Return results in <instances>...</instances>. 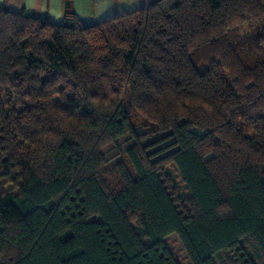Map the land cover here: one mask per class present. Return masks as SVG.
I'll use <instances>...</instances> for the list:
<instances>
[{"label":"trees","instance_id":"16d2710c","mask_svg":"<svg viewBox=\"0 0 264 264\" xmlns=\"http://www.w3.org/2000/svg\"><path fill=\"white\" fill-rule=\"evenodd\" d=\"M171 235L188 264H264V0L94 24L67 4L62 25L1 8L0 264H177Z\"/></svg>","mask_w":264,"mask_h":264},{"label":"crops","instance_id":"0c3cea01","mask_svg":"<svg viewBox=\"0 0 264 264\" xmlns=\"http://www.w3.org/2000/svg\"><path fill=\"white\" fill-rule=\"evenodd\" d=\"M149 0H0V9L10 12L24 11L27 16L47 18L54 25L64 23L67 4L77 19L86 24L109 20L123 12L145 8Z\"/></svg>","mask_w":264,"mask_h":264},{"label":"rangeland","instance_id":"374dc122","mask_svg":"<svg viewBox=\"0 0 264 264\" xmlns=\"http://www.w3.org/2000/svg\"><path fill=\"white\" fill-rule=\"evenodd\" d=\"M71 96H72L71 94L69 93L67 94L68 98H70ZM150 131L151 130H146V131L140 130L139 133L142 134V133H147ZM164 136L165 135L155 136L152 139H150V142L158 141L162 139ZM126 140H128V138L124 137L123 139L117 141L116 145L115 144L108 145L107 147L102 149L101 154L103 155L105 159V170L107 171V173L109 174L112 173L116 164L122 161V153L129 146V143L128 144L125 143ZM170 144L171 142L160 144L155 149H153L150 153H153L159 150H164V148H166ZM168 153L169 152L164 151L162 155L158 156L156 159H159L162 156L167 155ZM162 176H163L164 181L167 184L170 194L175 200L176 205L179 207L180 211L184 214H187L188 212H190L191 209L189 208V205H188L189 194L185 186L181 182L180 176L178 172L176 171V169L171 164H166L163 167ZM165 244L167 248L170 250L177 264H188L185 259V255L181 249V245L179 244V241L175 235L169 236L165 240ZM246 248L248 250H251L250 247H246ZM251 252L253 251L251 250ZM213 262L214 264H223L222 261L218 260L217 258H213ZM258 264H262V262L261 263L259 262Z\"/></svg>","mask_w":264,"mask_h":264}]
</instances>
